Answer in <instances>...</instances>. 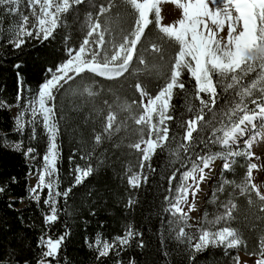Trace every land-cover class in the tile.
Listing matches in <instances>:
<instances>
[{
  "label": "trees",
  "instance_id": "16d2710c",
  "mask_svg": "<svg viewBox=\"0 0 264 264\" xmlns=\"http://www.w3.org/2000/svg\"><path fill=\"white\" fill-rule=\"evenodd\" d=\"M106 3L107 0H83L63 15L62 25L53 37L48 40L26 37L25 44L19 49L9 43L13 37L10 29L17 23L18 12L7 11L4 5H0V187L4 188L0 193V261L3 264H37L46 250L41 238L65 236L56 259L48 258L51 264H229L235 255L234 248L228 249L226 254L222 247H209L196 253L192 259L187 237L176 239V232L183 225L170 224L175 218L164 211L168 207L164 198L175 196L179 176L186 170L181 166L187 163L185 153L181 151L179 158L172 154L184 142L185 127L180 125L193 117V112L187 111L186 100L194 110L199 108V101L189 95L194 91L195 82L187 72L183 79L188 93L177 89L172 100L175 108L172 112L174 119L168 122V145L163 150L157 149L152 157L154 171L145 168L147 182L142 181L138 188L129 184V178L140 171L142 156L141 151L129 147L140 139L138 126L131 119L132 115L138 116L142 111L139 107L141 96L135 85L140 83L148 95L154 96L165 85L169 58L176 50L175 45L162 39L153 17H150L153 23L145 30V36L148 42L162 45L163 59L160 54L144 52L142 48L141 54L148 65H155V68L137 73L135 69H143L144 66L134 62L129 72L112 80L86 72L57 94L61 151L59 190L63 192L71 188L66 199L63 196L56 198L58 219L46 223L45 217L50 213V205L44 202L48 198L46 188L40 194L39 202L28 194L27 172L30 166L24 150L33 148L32 154L38 159L47 148L48 138L39 123L35 138H32L30 125H26L23 133L15 131L8 106L21 105L36 94L40 83L49 76L47 70H54L68 57L67 49L78 48L82 43L88 14L95 17L99 6ZM114 5L107 14L114 20L113 27L128 30L135 19L133 10L124 0H114ZM103 19L101 17V21ZM144 47H148V43ZM17 64L21 65L19 69ZM18 72L22 85L18 84ZM254 76L253 73L248 79ZM85 85L91 86L94 96L81 94ZM18 92L21 95L19 101ZM125 103L132 105L131 112L121 110ZM227 103L225 96H221L213 111L205 109V121L213 120L214 113L218 115ZM110 111L116 115L111 137L104 132ZM116 126L120 127L118 132L115 131ZM98 134L102 136L99 144L95 141ZM210 134L211 129L204 128L194 132L193 136L206 139ZM12 143H22L21 149L15 150ZM223 150L219 144H209L206 148L203 143H198L195 147V152L200 154ZM77 166L93 168L92 174L78 185L75 184ZM246 166V158L240 155L234 158L230 171L220 168V179L211 186L204 200L202 215L205 217L207 214L211 219L222 203L233 200L238 209L231 227L238 230L244 241L236 248L256 254L260 241L264 240V212L259 210L261 202L254 192L250 193L253 203L249 205L248 195H239L236 188L245 180ZM177 169L180 171L177 179L172 181L173 191L170 193L169 177ZM224 180L233 183L224 185L223 192H220L218 188ZM129 225L141 235L128 246L121 248L117 244L107 256H99V250L90 246L97 237L102 242L112 243L124 235ZM141 241L143 247L139 246Z\"/></svg>",
  "mask_w": 264,
  "mask_h": 264
},
{
  "label": "snow or ice",
  "instance_id": "6c2138e0",
  "mask_svg": "<svg viewBox=\"0 0 264 264\" xmlns=\"http://www.w3.org/2000/svg\"><path fill=\"white\" fill-rule=\"evenodd\" d=\"M18 2L19 0H0V4L4 5H18ZM82 2L83 0H27L30 13L21 16L9 43L19 49L25 44L26 37L48 40L62 25L63 15L74 5ZM124 2L135 14L132 26L126 31L113 27L114 20L107 14L115 6L114 0H107L106 4H101L95 17L89 13L85 24L86 35L78 50L69 49L68 59L55 70H47L51 73L50 77L40 86L35 99L26 106L31 119L25 121V112L19 113L15 119V131L23 133L26 125H30L32 138H35L36 125L39 123L48 138L38 183L32 187L30 194L39 202L40 194L45 188L48 190V198L44 202L50 205V213L46 215L45 220L46 223L55 222L58 219L56 198L63 196L66 199L71 192V188L63 192L59 190L58 165L61 151L58 143L60 122L57 119V94L65 85H70L71 81L86 72L112 80L129 72L134 62L144 66L143 69L137 67L135 69L137 73L155 68V65L150 67L141 54L142 48L144 52L160 54L163 59L162 45L148 42L145 36V30L153 23L150 17L154 15L162 39L175 45L176 50L169 58V74L165 85L155 96L148 95L140 83L135 85L141 96L139 107L142 111L138 116L132 115L131 119L138 126L140 139L129 147L141 151L142 156L140 171L129 178V184L138 188L142 181L146 183L148 177L144 174L145 168L154 171L151 166L152 157L157 149L163 150L168 145L170 140L168 122L174 119L172 112L175 108L172 100L177 94V89L188 93L183 79L187 72L190 79L195 82L194 91L189 95L199 101V108L194 110V106L186 100L187 111L193 112V117L180 125L185 127L184 142L172 153L177 158L181 151L185 153L187 163H182L181 166L186 170L179 176L175 196L164 198L168 203L164 211L175 218L169 222L170 224L183 225L176 232V239L183 240L187 237L193 253L192 259H195L196 253L203 252L209 247H222L227 254L228 249L244 244L238 230L231 227V223L236 219L234 213L238 209L233 200L222 203L211 219L205 214L195 243H192V238L185 232V227L189 226V213L195 209L197 193L201 191V184L210 178L215 161L223 160V170L230 171L234 158L244 155L250 159L253 155L251 152L253 143L264 136V133L257 130V121L260 122L261 128H264V0H124ZM165 2L181 10L180 18L168 25L161 23L163 17L160 5ZM18 10V7L8 9L10 12ZM101 17L104 18L103 21ZM145 43H148V47H144ZM16 67L19 69L21 65L17 64ZM253 73L255 76L248 79ZM17 77L18 84L22 85L19 72ZM85 93L90 97L95 95L90 85L83 87L81 94ZM221 96H225L227 105L218 115L214 113L213 120L205 121V109L213 111ZM20 99L21 95L18 92L17 100ZM131 108L132 105L125 103L121 110L131 112ZM115 120L116 115L110 111L104 129L109 137L113 134ZM217 124L219 126H216ZM204 128L211 129V134L206 139L193 136L194 132ZM119 130L120 127L116 126L115 131ZM95 141L97 144L101 143L102 136L96 135ZM240 141L244 144V151L232 150ZM198 143H203L206 148L209 144H219L227 150L200 154L195 152ZM13 147L20 150L22 143H15ZM33 151V148H28L26 155ZM257 167V164H249L244 182L236 185V188L239 195H248L249 205L253 203L250 193L254 192L261 202L259 210L264 212V192L260 186L252 183V172ZM179 171L177 169L169 177L170 193L173 191L172 181L177 179ZM75 172V184L78 185L92 174L93 168L88 166L82 169L77 166ZM231 183L233 182L224 180L218 191L223 192L224 185ZM3 191L4 188L0 187V193ZM189 194L192 197L191 202ZM139 235L141 234L129 225L124 235L117 237L112 243L102 242L101 238L97 237L90 246L99 250V256H107L117 244L121 248L128 246ZM64 239L65 236L55 240L51 237L46 240L41 238V244L46 250L37 264H51V260H55L59 255ZM139 246L143 247L142 241ZM260 256L262 258L255 264H264V240L260 241ZM233 260L235 264H240L238 255L233 257ZM0 264H3V261H0Z\"/></svg>",
  "mask_w": 264,
  "mask_h": 264
},
{
  "label": "rangeland",
  "instance_id": "374dc122",
  "mask_svg": "<svg viewBox=\"0 0 264 264\" xmlns=\"http://www.w3.org/2000/svg\"><path fill=\"white\" fill-rule=\"evenodd\" d=\"M0 5H4V4H0ZM23 5H25L24 10L23 11H19V10L17 11L18 12L17 23L15 22V24L10 29L13 33H14V30L16 29V27L20 23L21 16L22 15H29L30 9L28 8L27 0H19L18 5H4V7H5V9L7 11L11 7H18V9H19ZM160 7L162 9L161 15H162L163 19H162L161 23L163 25L172 24L178 18H180V16H181V10L176 9L175 5H173L171 3H168V2L162 3L160 5ZM152 17L154 18V15ZM30 20H32L31 17H30ZM78 48H75V49L78 50ZM69 49H72V48H69ZM69 49H67V53H68ZM66 59H68V57ZM64 61H62V62H64ZM61 63H59V64H61ZM50 75H51V73H49V76L47 78H49ZM46 79L42 83H40V85H39V87H38V89L36 91V94L32 98L26 99L21 105L14 104V105L8 106L14 122H15V119L18 116V114L21 113V112H25V119L26 118L31 119V115L27 111V107L26 106L28 105V103L30 101H33L35 99V97L38 95L39 88L46 81ZM140 100H141V98H140ZM144 102L146 103L147 100L145 99ZM257 130L260 131L261 133H264V128H261L259 121H257ZM14 144L15 143H12V145H14ZM47 146H48V144H47ZM142 147H143V145H142ZM27 149L24 150L26 161H27V163L30 166V169L27 172V190H28V194L30 196H32L30 194V192H31L32 187L38 183L39 170L42 169V167H43V159L42 158H43V155L45 154L47 148H46L45 152L41 155V157L38 158V159H35V157H34V155L32 153L26 155ZM226 150L227 149H224L223 151H226ZM232 150L243 152L244 151L243 142L242 141L238 142V144L236 146H234ZM251 152L253 153V155L251 156L250 159L246 158V156H244L246 158V160H247L246 175H247L248 165L252 164V163L257 164L258 167L256 169H254L253 172H252V183H255L258 186H260L261 187V191L264 192V136L259 137L253 143L252 148H251ZM223 162L224 161L221 160V159H217L215 161V164H214L215 171H214L213 177L211 179H209V181L206 183L207 186H208V189H207V192L205 193L204 200L209 195L210 188L213 185V183L216 182L218 179H220V177H219L220 168L222 167ZM199 197H200V191L197 193L195 201ZM191 200H192V197H191V194H189V201L191 202ZM204 200H203L202 207L204 205ZM202 207L199 208L200 210L198 209V211L196 213H194V210L189 213V217H190V219L188 220V225L189 226L185 227V232L187 233V235L189 237L192 238V243H195L198 240V237H199L198 229L201 227V225L203 224V221H204V217L202 215V209H203ZM185 211H187V207H185ZM43 238L46 240L49 237L48 236H44ZM53 240H55V239H53ZM234 249L236 250L234 257L237 256V255L239 256L240 264H255V262L258 259L262 258L260 256V248H259L258 253H256V254L245 253V252L239 251V250H237L236 247ZM227 262L229 263V261H227ZM230 262L231 263H229V264H235V261L233 259Z\"/></svg>",
  "mask_w": 264,
  "mask_h": 264
},
{
  "label": "bare ground",
  "instance_id": "6f19581e",
  "mask_svg": "<svg viewBox=\"0 0 264 264\" xmlns=\"http://www.w3.org/2000/svg\"><path fill=\"white\" fill-rule=\"evenodd\" d=\"M225 34L226 33H221V35H225ZM214 171H215V169L210 174V178L206 179V181L204 183H202V185H201L200 197L197 198V200L195 201L194 213H196L198 211V209L202 207L204 196H205V193L207 192V189H208V186L206 183L209 181V179H211L213 177Z\"/></svg>",
  "mask_w": 264,
  "mask_h": 264
}]
</instances>
